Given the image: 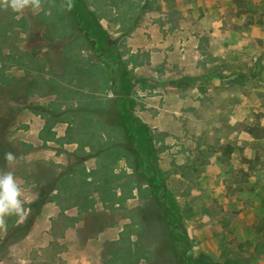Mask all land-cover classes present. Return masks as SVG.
Listing matches in <instances>:
<instances>
[{
  "label": "rangeland",
  "instance_id": "1",
  "mask_svg": "<svg viewBox=\"0 0 264 264\" xmlns=\"http://www.w3.org/2000/svg\"><path fill=\"white\" fill-rule=\"evenodd\" d=\"M46 1L49 4L42 0L35 12L48 23H37L38 28L19 23L30 32L25 40H19L22 35L13 31L12 21L30 16L0 9V33L7 36L0 38V117L9 121L7 131L0 133L9 142L8 151L23 157L11 168L5 162L1 170H12L18 178L26 209L22 217H7L6 229H0V264H78L77 257L95 256L84 251L73 234H66L76 218H63L58 203L47 206L51 198L46 180L37 181L32 175L33 154L46 157L50 149L46 137L41 148L34 146L31 129L57 122L62 126V120L53 116L63 102L35 99L29 83L34 79L36 89L37 80L44 84L57 80L62 59L51 53L92 49L86 37L67 44L65 36L76 30H70L61 6ZM85 1L106 44L122 57L131 75L146 62L163 64L160 75L150 67L137 72L151 83L133 77V111L150 128L162 175L180 214L177 222L186 229L169 226L153 189L150 206L132 223L150 230L148 237L155 236V247L152 239L113 244L109 247L116 254L111 259L118 260L114 264L120 259L121 264H184L185 260V264H264V0ZM36 32H41L43 41L34 36ZM51 35L60 39H48ZM7 54H12L9 61ZM22 68L34 78H22ZM103 68L106 71L108 66ZM96 73L103 76L100 70ZM112 106L116 111L107 115L108 120L124 128L128 147L124 106L115 102ZM25 140L28 145L22 143ZM136 166L140 177L147 179L148 169L139 166L137 158ZM75 181V175L66 172L59 192H64L68 208L79 209L89 200L82 190L79 197L73 194ZM30 228L33 231L24 239ZM64 234L67 238L60 240Z\"/></svg>",
  "mask_w": 264,
  "mask_h": 264
},
{
  "label": "crops",
  "instance_id": "2",
  "mask_svg": "<svg viewBox=\"0 0 264 264\" xmlns=\"http://www.w3.org/2000/svg\"><path fill=\"white\" fill-rule=\"evenodd\" d=\"M45 2V5L49 4L48 1L45 0ZM53 3L56 6H61V10H63L61 13L70 22V30L73 27L76 30V32H68L69 34L65 36L67 44L72 43L77 37H86L76 28L71 14L62 0H53ZM23 14L30 16V20L21 21L19 17L12 21L15 24L13 31L22 35L19 40H25V34L30 35V32H25L19 27V23H32L33 26L37 23L42 26L48 23V20L39 18L37 12L31 9L24 10ZM36 27L38 28V24ZM2 34L4 33H0V38L7 40V36ZM34 36L40 37L43 41L41 32L39 34L36 32ZM48 39L55 41L60 38L51 35ZM86 41H88L87 37ZM46 50L49 49L46 48ZM79 50H61L51 53L62 59L63 66L56 68L59 69L57 80L52 79V82L47 81L45 84L44 81L38 83L37 80L36 89H34V75L28 69L22 68L21 77L33 79V82L29 83L28 89L31 88L30 91L35 94V99L46 98L47 104H50L51 98L54 103L63 102L61 109L53 116L54 119L62 120V126H56L57 122L52 127H37L34 129L35 131L31 129L32 138L36 139V141L31 140L34 146L41 148L46 137L48 143L46 149H50L49 153L45 155L46 157L33 154L35 169L32 171L34 172L32 175L37 181L46 180L51 198L47 206L52 202L58 203L62 208L63 218L66 220L68 218L69 221L76 218L67 226L66 234H73L72 239L81 242L82 249L87 253H95V256L77 257L74 261L78 264H88L93 260L98 261L99 264H114L115 260L111 258L113 254H116V251L110 249L109 246H113V244L123 246L125 242L129 241L128 239L135 241L152 239V237H148L149 229L144 224L134 225L132 220L135 221L140 213L143 216L145 209L150 206L153 187L148 179H142L138 173L136 155L124 143L126 134L124 128L120 124L108 120L107 112L116 100L110 69L108 67L105 71L103 68L108 64L92 49L91 51ZM11 56L12 54H7L6 60L9 61ZM147 63L138 66L133 74L136 82L143 79L151 83L148 78L137 73L144 72V67H150V70L158 72L159 75L163 73V64L150 65ZM85 66L91 67L94 71L87 70ZM98 70L102 71L103 76H98L96 73ZM47 78L49 80V77ZM28 94H30L29 90L23 97L27 98ZM68 95L71 96L70 99ZM135 115L138 116L137 113ZM143 119L146 118L143 117ZM25 141L22 142L25 145L30 142L29 140ZM61 151L64 154L58 153ZM69 157L72 160L70 163L68 162ZM66 172L76 177V190L73 194L79 197V192L82 190L88 196L87 200L89 201L85 205L81 204L79 209L77 207L68 208L64 192L63 194L59 192L60 180ZM78 200L80 201L79 198ZM126 208L128 211L122 213ZM120 210L122 212L118 216ZM55 215V213L51 215L52 222L56 218ZM142 230L145 232L143 233ZM32 231L33 229L30 228L24 235V239ZM66 234L59 236V239H66ZM153 237L155 238V236ZM154 238L153 241L149 240L153 246L156 242ZM17 241L15 240V242ZM122 260H119V264L122 263Z\"/></svg>",
  "mask_w": 264,
  "mask_h": 264
},
{
  "label": "trees",
  "instance_id": "3",
  "mask_svg": "<svg viewBox=\"0 0 264 264\" xmlns=\"http://www.w3.org/2000/svg\"><path fill=\"white\" fill-rule=\"evenodd\" d=\"M62 2L71 13L75 26L87 37L92 50L98 57L108 64L116 99L114 102L120 103L121 106H124V118L122 120V125L125 126L127 131L128 147L135 152L139 166L142 165L144 168L148 169L146 173L147 179L150 181L153 189L156 190L157 197L160 200V205L165 212L169 226L171 228H181L184 232H186V229L177 222V217H179L180 214L178 213L175 200L172 199L170 191L162 175L150 128L145 122L139 119L133 111L135 106V101L132 97V91L134 88L133 75L130 74L126 64L122 60V57L111 52L114 51V49H111L112 47L106 44L105 34L98 25L94 11L90 9L86 1L71 0L73 6L70 9L67 6L69 0H62ZM98 29L101 32V35L99 34ZM101 43L103 44L101 45ZM115 111L116 108L112 106L108 110L107 115L111 113L112 116ZM8 126L9 121L0 117V132L3 130L7 131ZM8 149L9 142L5 139V137L3 139L0 133V170L5 164L3 156ZM233 151V147H230L228 153H232ZM157 178L161 180H158ZM15 240L17 239H14L12 242H15ZM170 249H172V247ZM185 261L182 263L185 264Z\"/></svg>",
  "mask_w": 264,
  "mask_h": 264
},
{
  "label": "clouds",
  "instance_id": "4",
  "mask_svg": "<svg viewBox=\"0 0 264 264\" xmlns=\"http://www.w3.org/2000/svg\"><path fill=\"white\" fill-rule=\"evenodd\" d=\"M42 6V0H0V9H10L14 13L23 12L25 9L36 11ZM68 8L73 5L69 0ZM3 159L9 168L23 161L22 156H17L12 151H6ZM24 189L12 170H0V229H6V218L10 216L22 217L26 214Z\"/></svg>",
  "mask_w": 264,
  "mask_h": 264
}]
</instances>
